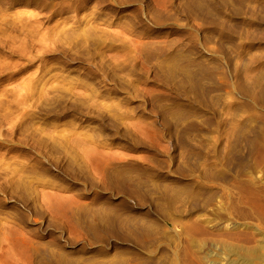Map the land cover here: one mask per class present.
<instances>
[{"label": "rangeland", "instance_id": "obj_1", "mask_svg": "<svg viewBox=\"0 0 264 264\" xmlns=\"http://www.w3.org/2000/svg\"><path fill=\"white\" fill-rule=\"evenodd\" d=\"M261 257L264 0H0V264Z\"/></svg>", "mask_w": 264, "mask_h": 264}, {"label": "bare ground", "instance_id": "obj_2", "mask_svg": "<svg viewBox=\"0 0 264 264\" xmlns=\"http://www.w3.org/2000/svg\"><path fill=\"white\" fill-rule=\"evenodd\" d=\"M252 255H253V250L251 249H246V251H244V254H243V261L245 262H251L252 260ZM262 262H264V257H261L260 258Z\"/></svg>", "mask_w": 264, "mask_h": 264}]
</instances>
